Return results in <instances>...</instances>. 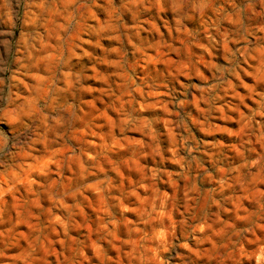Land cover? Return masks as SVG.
<instances>
[{
	"label": "clouds",
	"instance_id": "clouds-1",
	"mask_svg": "<svg viewBox=\"0 0 264 264\" xmlns=\"http://www.w3.org/2000/svg\"><path fill=\"white\" fill-rule=\"evenodd\" d=\"M0 264H264V0H0Z\"/></svg>",
	"mask_w": 264,
	"mask_h": 264
}]
</instances>
